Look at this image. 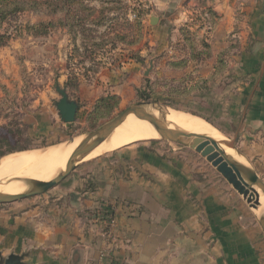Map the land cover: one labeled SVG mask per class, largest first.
Here are the masks:
<instances>
[{
  "label": "crops",
  "instance_id": "crops-1",
  "mask_svg": "<svg viewBox=\"0 0 264 264\" xmlns=\"http://www.w3.org/2000/svg\"><path fill=\"white\" fill-rule=\"evenodd\" d=\"M139 5L144 38L136 57L79 80L77 95L68 93L79 104L77 118L83 122L106 94L130 100L151 61L149 79L158 69L177 74L168 63L186 57L179 50L188 31L197 50L208 45L209 56L181 72L208 78L218 57L224 60L207 98H215L221 84L223 95L216 98L223 100L239 157L264 182V0ZM10 48L0 49V69L15 73ZM4 82L0 78V97ZM36 128L49 127L41 117ZM86 162L56 190L0 205V264L10 256L17 264H264L259 218L193 151L139 142Z\"/></svg>",
  "mask_w": 264,
  "mask_h": 264
},
{
  "label": "rangeland",
  "instance_id": "rangeland-1",
  "mask_svg": "<svg viewBox=\"0 0 264 264\" xmlns=\"http://www.w3.org/2000/svg\"><path fill=\"white\" fill-rule=\"evenodd\" d=\"M60 1L63 8H68L70 5L68 0ZM139 1L77 0L70 5L71 12L69 9L64 12H53L52 10L58 5L57 0H48L46 5L38 6V13L23 12L3 26L5 30H8L7 34L10 33V36L22 37L11 40L3 47L11 46L10 49H14L11 57L15 73L13 71L9 73L7 69H0V78L5 81L1 83L5 86V90L0 97V137L7 136V132L11 135L8 144L5 141L0 143V151L12 149L15 152L8 155H14L51 146H65L66 142L83 138L86 134L95 131L128 107L148 103L149 106L164 107L169 111L188 114L206 122L219 134L225 145L235 148V152L239 154L238 140L233 139V135L230 134V129L232 133L233 127L226 126L228 122L222 115L224 112L220 102L223 100L216 98L223 95L221 84H215L214 94L216 97H213L214 100H211L212 97L207 98L211 94L207 92L210 83L218 81L222 76L220 74L209 81V84L202 85V81L198 79H204L205 76H201L196 70H193L191 75H184L181 70L174 74L158 69L150 79L147 77L153 83V92L148 101L139 100L136 96V89L130 100L122 101L119 97L117 108L109 116L98 120L95 124L87 123L86 117L98 98L85 115L83 122L80 121V116L78 118L76 116V120L72 124L61 123L55 107V103L60 99L55 90L56 87L65 89L67 94L76 96L77 89L80 87L79 80L83 81L82 83L90 81L89 79H92L100 69L118 67L123 62L136 57L137 52L133 50L142 44L144 38L143 28L141 26L138 28L132 17V10L137 7ZM62 20L69 22L70 25H75L71 33L67 29L59 27L58 23ZM39 22L53 24V27L48 28L47 35L33 37L25 31L24 27L27 25ZM198 49L204 50L200 44H198ZM184 50L183 46L179 51L183 52ZM194 85L199 88L191 89L189 93L183 91L185 86H188L185 88L187 89ZM177 88L179 89L176 90ZM108 95L110 94L104 96ZM45 102L48 103L47 112ZM36 114L40 115L36 117ZM41 117L49 127L45 131L36 128V119ZM31 119H33L32 122H30ZM216 140L219 139L216 138ZM155 141L167 142L159 138L137 141L128 145ZM167 143L186 148L172 142ZM19 149L25 150L20 151ZM4 157L0 158V161ZM241 161L247 165L242 159ZM84 164V162H80L74 170ZM74 170L67 177L72 176ZM62 184L63 181L48 192L56 190ZM37 197L39 196L25 200ZM255 214L258 217L259 214L257 212Z\"/></svg>",
  "mask_w": 264,
  "mask_h": 264
},
{
  "label": "water",
  "instance_id": "water-1",
  "mask_svg": "<svg viewBox=\"0 0 264 264\" xmlns=\"http://www.w3.org/2000/svg\"><path fill=\"white\" fill-rule=\"evenodd\" d=\"M152 65L153 61L149 63V66L145 70V78H147L152 71ZM55 90L60 96V99L55 103V107L61 123H74L78 112V103L69 98L65 89L56 87ZM149 105L148 103H140L130 106L95 131L86 134L70 155L63 172L59 173L48 182L28 185V190L22 194H0V205L15 203L47 193L63 181L75 169L76 165L79 164L98 143L106 138L111 131L120 126L128 116L132 115L139 120L148 122L159 135L160 139L184 146L199 155L231 186V188L246 202L248 207L256 213V210L260 208V194L264 195V182L256 173L243 165L238 166L232 164L224 151L210 138L203 135L182 132L176 129H169L163 121L155 118L144 109V106ZM70 142H72V140ZM227 146L235 149L230 145ZM241 183H243V185ZM258 214L259 224L264 231V211ZM18 260V257L10 256L4 263L17 264Z\"/></svg>",
  "mask_w": 264,
  "mask_h": 264
},
{
  "label": "bare ground",
  "instance_id": "bare-ground-1",
  "mask_svg": "<svg viewBox=\"0 0 264 264\" xmlns=\"http://www.w3.org/2000/svg\"><path fill=\"white\" fill-rule=\"evenodd\" d=\"M155 118L163 121L169 129H176L190 134L203 135L216 142L228 160L234 165H244L240 155L222 142L219 134L206 122L184 113L169 111L160 106H144ZM222 136V135H221ZM154 128L146 121L128 116L116 129L97 144L81 161L86 162L105 153L112 152L137 141L159 139ZM219 139V140H216ZM82 137L66 142L65 146H51L37 151L8 155L0 161V194H22L30 184H41L55 178L63 172L72 152L81 142ZM239 155V156H238ZM243 185V183H241ZM27 189V190H26ZM264 211V195L260 194V208Z\"/></svg>",
  "mask_w": 264,
  "mask_h": 264
},
{
  "label": "trees",
  "instance_id": "trees-1",
  "mask_svg": "<svg viewBox=\"0 0 264 264\" xmlns=\"http://www.w3.org/2000/svg\"><path fill=\"white\" fill-rule=\"evenodd\" d=\"M69 4H73L77 0H68ZM48 0H0V48L5 47L11 40L22 37V36H10V33H8V30H5L3 26L5 24H8L12 20H14L19 14L30 11L33 13H38L40 5H46ZM57 7L54 8L52 11L53 12H64L69 9L70 10V5H68V8H63L62 7V2L60 0H57ZM89 11V10H88ZM133 18L135 21V25L139 28L141 26V17L145 14V10L139 5L137 7H134L132 10ZM59 27H62L64 29H67L69 33H71V30L75 28V25H70L69 22H64V20L59 21L58 23ZM53 27V24L51 22L44 23V22H39L34 25H27L24 27L25 31H27L29 34H31L33 37L37 36H44L47 35V30L48 28ZM70 30V31H69ZM196 45L193 41L192 35L188 31H184L182 33V47L184 46L185 50L183 52H186V57L181 58L177 60L176 62H170L168 63V67L172 70H184L188 67L189 63H192L196 65L201 59H205L206 57L209 56V47L207 44L201 43V47L204 50H197ZM224 60L221 57H218L216 64H215V72L212 74V76L208 78H199L198 80L202 81L201 84H207L209 81H211L215 76L219 75L224 66ZM184 75H191L189 74H184ZM143 85L136 90V96L139 100L141 101H148L150 98V95L153 92V83L149 81L148 78L144 79ZM193 86V85H192ZM188 86H185L183 88V91L190 92V90H194L199 88L198 86L194 87H189L185 89ZM177 88L176 90H178ZM182 90V89H181ZM119 104V97L115 95H108L99 98L95 104L93 105L91 111L88 113L86 117V122L95 124L98 120H101L103 118H106L107 116L110 115V113L117 108ZM7 136H2L0 137V140L2 142L5 141V143L8 144L10 141L11 135L9 132H7ZM20 151L25 150V149H19ZM15 152V150H1L0 151V158Z\"/></svg>",
  "mask_w": 264,
  "mask_h": 264
},
{
  "label": "built area",
  "instance_id": "built-area-1",
  "mask_svg": "<svg viewBox=\"0 0 264 264\" xmlns=\"http://www.w3.org/2000/svg\"><path fill=\"white\" fill-rule=\"evenodd\" d=\"M133 17V16H132Z\"/></svg>",
  "mask_w": 264,
  "mask_h": 264
}]
</instances>
